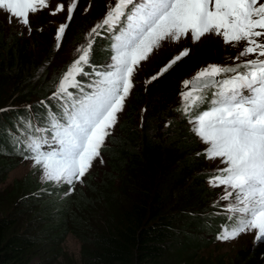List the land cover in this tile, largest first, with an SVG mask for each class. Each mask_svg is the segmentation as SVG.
<instances>
[{
	"label": "snow or ice",
	"instance_id": "snow-or-ice-1",
	"mask_svg": "<svg viewBox=\"0 0 264 264\" xmlns=\"http://www.w3.org/2000/svg\"><path fill=\"white\" fill-rule=\"evenodd\" d=\"M77 2L70 0L67 4L66 22L60 23L55 31V50L60 48ZM44 8L55 16L65 11V4L50 6L48 0H0V11L7 13V22L11 24L15 19L29 32L32 31L29 13ZM98 29H104L111 41L110 62L99 66L103 70L91 62L93 34L101 35ZM210 33L223 36L226 44L242 45L234 57L241 62L208 64L190 80H184L177 111L188 118L191 131L207 145L205 158H220L223 165L207 177L210 186L224 187L220 200L228 202L227 223L221 225L216 239L229 242L250 233H254L257 241L264 239V59H261L264 0H115L114 4L110 3L103 18L87 34V43L76 49V59L58 78L49 97L58 102L57 111L40 101L47 110L46 126L34 127L30 120L20 118L24 122L23 139L13 138L18 154L33 161L43 181L69 185L70 192L75 183H83L82 178L97 158L103 163L100 150L118 122L117 114L124 109V101L133 87L132 76L140 62L148 59L160 41H179L190 34L195 43ZM188 52L185 48L146 83L157 80ZM253 55L255 58H249ZM85 67L91 68V72L85 71ZM77 76L95 77L87 85L89 90H85ZM221 76L225 78L217 79ZM214 87L218 90L210 95L204 91ZM69 88L78 92H70ZM185 88L189 90L184 91ZM194 92L200 94L193 95ZM3 111L7 109H0Z\"/></svg>",
	"mask_w": 264,
	"mask_h": 264
},
{
	"label": "trees",
	"instance_id": "trees-1",
	"mask_svg": "<svg viewBox=\"0 0 264 264\" xmlns=\"http://www.w3.org/2000/svg\"><path fill=\"white\" fill-rule=\"evenodd\" d=\"M90 23L68 26L71 45L65 46L66 34L57 53L52 43L50 47L41 45L42 40L51 39L47 32L42 40L35 33L33 48L19 39L18 33L8 32L5 26L0 29V109H7L0 112V169L10 170L19 164L12 165L22 157L13 144L14 137L23 139L20 118H25L28 106L35 111L40 101L53 103L48 99L62 70L49 76V66L67 46L73 48L81 42L84 36L79 28L86 29ZM95 64L98 66V61ZM151 88L146 86L133 95L117 134L103 151L107 169L89 174L70 192L42 184L33 173L0 188V264H177L185 259L186 250L196 245V237L181 226L217 230L224 218L208 217L225 208L220 193L207 185L211 171L201 164L204 150L190 128H183L173 117L176 112L182 122L188 121L177 111L181 101L159 114L155 107L165 94L150 102ZM11 102L17 103V108L8 107ZM142 108L146 111L143 127L139 122ZM165 116L172 121L164 125L163 139L157 137L155 123ZM36 210L35 215L42 219L40 228L33 227L31 217ZM70 234L81 243L78 259L61 248ZM181 237L185 238L180 242ZM187 259L196 261L192 255ZM197 263L264 264V251L259 245L251 246L249 251L241 250L236 259L209 262L202 258Z\"/></svg>",
	"mask_w": 264,
	"mask_h": 264
},
{
	"label": "rangeland",
	"instance_id": "rangeland-1",
	"mask_svg": "<svg viewBox=\"0 0 264 264\" xmlns=\"http://www.w3.org/2000/svg\"><path fill=\"white\" fill-rule=\"evenodd\" d=\"M70 2V0H48V3L50 6H54L57 3H63L65 4V11L57 13L55 16H52L50 14V11L48 8H44L42 10L37 11L35 14L29 13V21L32 31L29 32L28 28L19 24L15 19L11 24L7 22V13L4 11H0V29L5 26L10 32V30L14 33H18V38L23 39L24 41H28L30 43V46L34 48V44L32 43V40L34 39L35 33L37 34L36 37L38 39L42 40L43 36H46L48 33L50 34V38L48 40H40L41 45H44V47H50V45H55V31L59 27L60 23L66 22L67 19V4ZM112 3H115V0H78L77 6L73 12V19L69 23V26H76L79 25L80 22H91L89 24V27H86V29H80V33L84 36V38L81 40L80 43L75 45L73 48L70 46V48L67 46L65 50L63 51V54L61 55H55L56 58L52 61V66H49V76H54L56 74V71H61L60 75L63 71L66 70L67 65L70 64L74 59L77 57L76 49L80 47L81 45H84L87 43V40L89 39L88 33L91 31V29L103 18L105 13L108 10V5ZM88 9L85 11V9ZM85 18V20H83ZM42 29V31L40 30ZM68 28L66 29L59 50L63 46L66 34V42L65 46L70 44L72 40V33L69 34L68 38ZM98 31L101 33L102 29H98ZM44 32H47V34H44ZM76 32V31H75ZM74 35V34H73ZM94 44L92 46V54L91 57L96 62V60L100 64H105L110 62V39L106 41V43L102 42L100 35L95 36ZM109 38V34L107 35ZM44 38V37H43ZM100 38V39H99ZM47 39V38H46ZM52 43V44H51ZM242 45L236 44L233 45L231 43L226 44L224 43L223 36L215 35L214 33L205 34L202 36L197 42L193 43L191 35H187L186 37H182L179 41H172L170 39H165L163 41H160L159 47H154L151 51V53L148 56L147 60H143L140 62V65L138 66L137 70L134 72L132 76V83L133 87L124 101V109L122 112L118 113V122L114 125V127L111 129V135L105 138V145H108V140L112 137V135L117 134L118 131V125L123 121V117L125 116V113L128 111L129 105L132 103V97L136 92L141 91V89L145 88L146 86L151 85V91L149 94V101L152 102L156 97L159 96V94H165L164 97H162L161 102L156 105L155 112L168 111L170 107H174L177 103V101H181L180 97V91L182 88V82L184 80H190L201 68L206 67L208 64H222V65H233L235 63H240L241 61L234 60V57L238 54V52L241 50ZM185 48L189 49V52L181 57L180 60L176 61L163 75L159 76L157 80L152 81L151 83H146L147 80L156 73L160 71L162 67H164L170 60L173 59V57L179 55L181 51H183ZM58 50V51H59ZM69 51V52H68ZM57 53V50H55ZM102 56V59H98L99 56ZM249 58H255V55L249 57ZM243 59V58H242ZM101 70H103L101 68ZM86 71V69H85ZM230 75V74H226ZM174 77V79H170ZM168 79L164 80L162 84H155V82H158L159 80H162L164 78ZM225 76L218 77L217 79H223ZM76 79L80 81L82 84L85 85V90L87 89V85L90 83L91 79L88 77H82L77 76ZM90 80V81H88ZM58 83V82H57ZM56 83V84H57ZM56 84L54 87L55 91ZM19 87V86H18ZM189 89L185 88V91H188ZM68 91L77 93L78 90L74 88H69ZM52 94L49 96L51 97ZM15 96L13 99H16ZM147 102L149 104L150 102ZM40 104V102H39ZM15 105L17 103L11 102L8 107L10 108H17ZM57 107L53 106L51 110L57 111ZM37 110V109H36ZM14 111V110H10ZM41 113V111H40ZM46 113V112H45ZM173 117L177 118V123H182L183 128H190V132L192 125L188 123L187 120L182 122V118L176 113L172 112ZM1 115V114H0ZM7 115V114H5ZM44 116L43 114H39V117ZM9 117L12 118V114L9 115ZM146 118V111L145 108L140 109L139 112V122L141 123L142 127L144 124ZM167 116H165V119L158 123H155L157 126V137H162L163 139V132L165 134V130L167 129L165 124H169V121ZM45 127V126H44ZM194 134V133H192ZM198 140L200 145L202 146V149L205 150L207 145L201 141L199 137H197L195 134L193 136ZM1 149V148H0ZM2 151V150H0ZM204 153V151H203ZM101 156L103 158V163L100 162V159L97 158L93 162V167L89 170V172L82 178L84 179L89 174L94 173H100L101 170L107 169V162L105 159V154L101 152ZM204 156V155H203ZM204 158V162L201 164L204 166L203 169H208L207 171L210 172L214 170L216 167L220 166L223 167V165L220 164V158L215 159H207ZM19 162V164H17ZM17 164L16 167L10 170H3L0 169V188H5L13 183L16 179L24 178L27 174L33 173L35 176L39 177L40 182L42 184H47V186H50L52 188H63L64 191H68L71 186L66 184H54L52 182H46L41 179V172L33 167V161L32 160H25L24 157H19L16 159V161L12 162L13 164ZM3 172H7L2 174ZM82 185V183H75L74 187L71 191L75 190L77 187ZM207 185L214 191H218L220 196L224 194V187H212L207 183ZM188 186V185H187ZM186 186V187H187ZM216 191V192H217ZM227 201L222 200V204L224 205L223 208H225ZM221 207V206H220ZM38 210L34 211V215L31 217L34 220V226L40 228L41 223V216L35 215ZM213 211V210H212ZM27 212H29L27 210ZM197 213L196 211H190ZM220 212H225L221 208H218L214 210L209 215V219L212 218L215 215H219ZM200 214V213H198ZM28 218V217H27ZM220 227H217V230L211 229L212 232H209L208 230H198L196 227H180L181 229L185 230L188 233L193 234V236L196 237V245H193L190 249L186 250L185 253V259L187 264L188 262L192 264H198V260L202 259L207 260L209 262H214L215 260H223L229 261L232 259H236L237 255L241 250L247 249L250 250L251 246H260L261 249L264 251V239H261L260 241L253 240L255 239L254 233L250 234H241L237 239L229 241V242H220L216 239V234L220 231ZM185 237L180 238V242L184 240ZM187 240V239H186ZM253 240V241H251ZM61 248L63 252H66L68 256L78 259L81 252V243L78 241L77 238H75L73 235H67L63 243L61 244ZM194 256L196 258L194 261H189L187 259L188 256ZM185 259L181 262H177V264H184ZM179 261V260H178Z\"/></svg>",
	"mask_w": 264,
	"mask_h": 264
},
{
	"label": "clouds",
	"instance_id": "clouds-1",
	"mask_svg": "<svg viewBox=\"0 0 264 264\" xmlns=\"http://www.w3.org/2000/svg\"><path fill=\"white\" fill-rule=\"evenodd\" d=\"M100 38H101V40H102V42H104V38L102 37V36H100ZM99 38V39H100ZM97 61V60H96ZM99 63V62H98ZM93 64L94 65H97V64H95V61L93 60ZM105 64H107V63H105ZM104 64V65H105ZM101 65H103V64H100L99 63V65H98V68H99V66H101ZM99 70H101V68H99ZM91 72V71H90ZM88 78H93V77H88ZM88 81H90V80H88ZM58 82V81H57ZM56 84V83H55ZM55 84H54V87H55ZM53 90H54V88H53ZM48 100H50V99H48ZM46 103L48 102V101H45ZM53 103H48L47 105H48V108H50V109H52V107L53 106H56V105H58V102L57 101H55V100H53L52 101ZM37 110L35 109V111H34V109L32 108V107H27L26 108V114H25V118H24V120H30L31 121V123H32V125L34 126V127H44V126H46V121H45V119H44V117L46 116V109L43 107V106H41L39 103L37 104ZM39 106H41V108H42V111H41V114H43L44 116H42V117H39V114H40V107ZM44 135H49V133H44ZM111 139V138H110ZM110 139L108 140L109 142H108V144L110 143ZM107 148V146L104 144V146L101 148V152L103 153V151L105 150ZM25 154H27V153H25ZM23 156V155H22ZM219 216H222V218H224V221L222 222V223H220L218 226H221V225H223V224H225V223H227V219H226V215L224 214V213H222V212H220L219 213ZM217 226V227H218Z\"/></svg>",
	"mask_w": 264,
	"mask_h": 264
}]
</instances>
